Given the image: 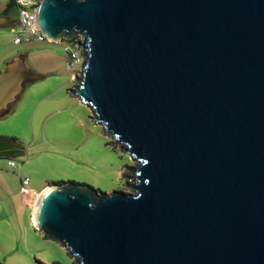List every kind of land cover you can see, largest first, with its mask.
<instances>
[{"label":"water","instance_id":"obj_1","mask_svg":"<svg viewBox=\"0 0 264 264\" xmlns=\"http://www.w3.org/2000/svg\"><path fill=\"white\" fill-rule=\"evenodd\" d=\"M33 16L51 43L82 37L70 93L134 163V193L47 186L32 226L77 264H264V0H39ZM20 72L0 71V113Z\"/></svg>","mask_w":264,"mask_h":264},{"label":"rangeland","instance_id":"obj_2","mask_svg":"<svg viewBox=\"0 0 264 264\" xmlns=\"http://www.w3.org/2000/svg\"><path fill=\"white\" fill-rule=\"evenodd\" d=\"M8 3L0 0V11ZM10 15L15 23L16 10ZM18 31L16 24L0 28V71L14 59L24 64V89L13 111L0 113V139H15L22 148L0 157V264H77L60 244L32 226L40 190L64 182L99 193H134L133 181L120 177L134 163L70 93L75 82L68 78L71 71L63 58L66 41L14 44ZM23 179L29 181L28 195L20 193Z\"/></svg>","mask_w":264,"mask_h":264},{"label":"built area","instance_id":"obj_3","mask_svg":"<svg viewBox=\"0 0 264 264\" xmlns=\"http://www.w3.org/2000/svg\"><path fill=\"white\" fill-rule=\"evenodd\" d=\"M14 3L17 14V25L19 27V31L14 37V44L27 43L30 41L38 43L45 41L49 42V40L38 31L34 23L33 12L34 8L39 4V0H14ZM81 42L82 37H75V44ZM75 44H66L63 46L65 66L66 69L68 68L71 71L67 72V75L69 79L72 77L74 80L76 77H80L81 66L84 62L83 51L81 48H75ZM9 165L10 167L14 166L13 163H9ZM28 184V179H23L21 181L20 193L22 195L29 194V189L27 188Z\"/></svg>","mask_w":264,"mask_h":264},{"label":"trees","instance_id":"obj_4","mask_svg":"<svg viewBox=\"0 0 264 264\" xmlns=\"http://www.w3.org/2000/svg\"><path fill=\"white\" fill-rule=\"evenodd\" d=\"M15 9V3L14 0H9V3L6 5L5 9L0 11V16H8L10 14V12ZM67 44H75V39L71 40V41H66ZM24 89V85L21 88V92H19V94L17 95L14 103H11L4 111H2V116L10 114L15 106V103L17 102V100L19 99L22 91ZM15 139H0V157L2 156H6L8 154H17L19 152H21V149L14 144ZM64 182H57V183H51L47 186H61L64 185Z\"/></svg>","mask_w":264,"mask_h":264},{"label":"crops","instance_id":"obj_5","mask_svg":"<svg viewBox=\"0 0 264 264\" xmlns=\"http://www.w3.org/2000/svg\"><path fill=\"white\" fill-rule=\"evenodd\" d=\"M17 15V14H16ZM0 20L1 21H6V22H10L8 25H6V26H0V28H7V27H11L12 25H17V21L14 23V21L12 20V17H11V15L9 14L8 16H0ZM18 26V25H17ZM18 60V62L19 61H21V59H17ZM20 63V62H19ZM22 69H24V64H23V62H21V64L19 65ZM24 73V72H23ZM22 73V74H23ZM22 74H21V72H20V76H21V78H22ZM22 80H23V78H22ZM22 83V82H21ZM8 106V105H7ZM2 112V111H1ZM47 186H44L40 191H43L45 188H46Z\"/></svg>","mask_w":264,"mask_h":264},{"label":"flooded vegetation","instance_id":"obj_6","mask_svg":"<svg viewBox=\"0 0 264 264\" xmlns=\"http://www.w3.org/2000/svg\"><path fill=\"white\" fill-rule=\"evenodd\" d=\"M23 74H24V73H23ZM23 74H22V78H23ZM23 85H24V81L22 80L21 88H22Z\"/></svg>","mask_w":264,"mask_h":264},{"label":"bare ground","instance_id":"obj_7","mask_svg":"<svg viewBox=\"0 0 264 264\" xmlns=\"http://www.w3.org/2000/svg\"><path fill=\"white\" fill-rule=\"evenodd\" d=\"M46 189V188H45ZM41 193V192H40Z\"/></svg>","mask_w":264,"mask_h":264}]
</instances>
